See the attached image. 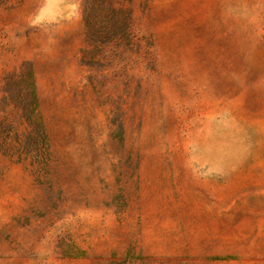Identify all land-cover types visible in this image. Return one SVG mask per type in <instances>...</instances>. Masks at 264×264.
<instances>
[{"label": "rangeland", "instance_id": "374dc122", "mask_svg": "<svg viewBox=\"0 0 264 264\" xmlns=\"http://www.w3.org/2000/svg\"><path fill=\"white\" fill-rule=\"evenodd\" d=\"M68 1L0 0V264H264V0Z\"/></svg>", "mask_w": 264, "mask_h": 264}, {"label": "trees", "instance_id": "16d2710c", "mask_svg": "<svg viewBox=\"0 0 264 264\" xmlns=\"http://www.w3.org/2000/svg\"><path fill=\"white\" fill-rule=\"evenodd\" d=\"M7 79L8 82L16 85H18V83L20 86H25L24 84H27L26 86L28 87V90L24 94L29 97V107L22 108V110H20L19 118H23L26 121L24 130L19 133L16 139L11 138L10 136L0 137V150L6 155L16 156L18 158L27 156H32L37 159L43 158L46 155L48 143L44 127L38 113V98L35 78L30 64L29 71L27 73V81L23 79L22 74H10ZM16 98L18 100H22L23 94H17ZM2 123L9 124L8 130L16 127L13 120L10 122L2 121ZM3 126L6 128L5 124H3Z\"/></svg>", "mask_w": 264, "mask_h": 264}, {"label": "crops", "instance_id": "0c3cea01", "mask_svg": "<svg viewBox=\"0 0 264 264\" xmlns=\"http://www.w3.org/2000/svg\"><path fill=\"white\" fill-rule=\"evenodd\" d=\"M60 7V6H59ZM75 7V9L73 10V8ZM62 10H64V11H68V12H71L72 14H74L75 16H77V15H79V11L77 10V7H76V3L75 2H70V0L67 2V3H64V4H62L61 5V7H60ZM204 166V168L206 169V171L209 169V167H210V165H208V166H205V165H203ZM223 168V167H222ZM222 171H223V169H221ZM221 170H218V171H221ZM218 171H215V172H213V173H211V174H214V173H216V172H218ZM221 171V172H222Z\"/></svg>", "mask_w": 264, "mask_h": 264}]
</instances>
